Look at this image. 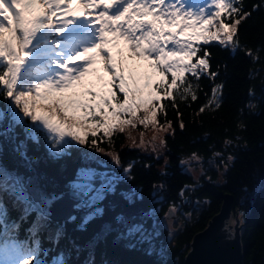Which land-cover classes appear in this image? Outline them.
Listing matches in <instances>:
<instances>
[{
	"label": "snow or ice",
	"instance_id": "obj_1",
	"mask_svg": "<svg viewBox=\"0 0 264 264\" xmlns=\"http://www.w3.org/2000/svg\"><path fill=\"white\" fill-rule=\"evenodd\" d=\"M250 15L242 0H198L195 4L192 0H0V99L7 105L0 108V155L4 142L12 144L29 172H35L33 165L41 159L28 155L29 141L37 145L41 139L46 141L47 157L53 161L71 155L68 150L73 147L82 156V166L66 184L67 191L60 192L47 191L39 183L42 177L10 171L0 162V238L9 239L20 222L35 214L28 229L33 247H25L29 241L11 239L0 252L6 251L10 257L23 254L26 258L19 264H35V258L48 251L41 249L37 237L52 223L53 204L65 196L75 201V210H88L78 231L102 217L104 209L99 203L116 192L120 180L131 179L134 165L123 168V175L92 166L103 164L95 155L103 151L99 143L117 129L123 132L124 125L135 126V121L144 126L157 123L158 113L167 108L160 103L163 99L190 97L196 101L190 78L207 74L215 79L219 75L211 71L206 46L216 42L235 52L240 47V25ZM222 88V84L213 86L212 98L201 106V113L209 106H220ZM172 104L175 106V99ZM180 127L185 125L181 122ZM230 144L225 141L226 146ZM214 156L221 159L225 170L235 159L231 155L224 158L222 152ZM113 161L119 164L118 156ZM191 161L203 163V158L193 153ZM188 163L180 161L182 166ZM196 187L195 183L181 187L180 200L170 204L165 221L176 218L177 213L191 218L192 212H181V208L190 202V195L185 194ZM120 195L130 205L143 199L139 188ZM5 196L14 205H22L19 222H8ZM158 212L152 208L139 214L120 213L103 223L83 246L72 241L73 250L77 254L87 251L83 264H97V247L115 233L114 243L127 240V248L147 243L145 251L151 255L163 226ZM76 219L70 215L58 223L55 239L62 238L65 226ZM226 233V238L232 235L227 229ZM163 252L161 248V255ZM54 264L69 262L61 253Z\"/></svg>",
	"mask_w": 264,
	"mask_h": 264
},
{
	"label": "trees",
	"instance_id": "obj_2",
	"mask_svg": "<svg viewBox=\"0 0 264 264\" xmlns=\"http://www.w3.org/2000/svg\"><path fill=\"white\" fill-rule=\"evenodd\" d=\"M242 5L251 15L240 25V47L233 52L216 42L206 46L211 57V71L219 75L215 79L207 74L199 79L190 78L198 95L196 101H192L190 97L187 100L173 97L160 101L167 108L164 113H158L157 123L149 125L162 132L160 138L154 140V144L135 146L138 141H132V135H137L138 129L146 127L139 125L138 121L134 122L135 126L124 125L123 132L117 129L112 137L103 138L99 143L103 151L95 153L103 164L92 166L123 175V168L132 163L134 167L129 173L131 179L120 180L116 192L105 196L98 205L104 209L103 216L89 222L85 231H78L77 225L86 215L87 209L75 211L73 215L77 217L76 221L65 226V234L59 240L55 239L54 230L58 223L65 220H52L50 227L42 230L37 237L41 249L48 251L46 254L41 252L35 258V264H54V258L61 253L65 254L69 264H83L88 253L82 251L77 254L73 250L72 241L83 246L103 223L113 221L120 213L132 215L159 208L157 218L160 219L159 214L168 212L173 201L179 202L181 187L194 183L197 184L195 191L185 194L190 195V202L184 203L181 208L192 212V216L184 221L171 242H168L163 255L160 250L147 254V243L135 248L125 247L129 243L127 240L114 243L113 233L97 247V264L104 260L108 264H183L193 235L204 228L212 215L218 212L223 195L227 193L233 196L232 213L239 211L242 214L240 240L243 264L264 263V0H242ZM256 5H259L258 9L253 10ZM248 52L252 54L247 55ZM217 84L223 85L220 106H209L201 113V106L208 104L212 98V88ZM250 90H254V95H249ZM172 99L176 100L175 106ZM6 107L0 99V108ZM181 122L185 125L183 129L180 127ZM17 131L23 138L22 129L18 128ZM225 141H231V144L226 146ZM45 143L43 139L39 145L28 142V155L41 158L39 163L33 165L35 172H29L23 166V159L13 151V145L8 142H4L0 162L10 171L42 177L39 183L49 192L66 191V184L74 179L77 169L82 166L81 150L70 148L68 151L71 155L53 161L47 157ZM81 149L89 150L83 146ZM217 152H222L224 158L229 155L235 157L227 170L221 166V159L214 156ZM193 153L202 157L203 163L209 158L215 159L222 179L219 181L217 171L210 166L207 170L211 172V179L204 178L202 174L195 181L192 174L180 164L181 159L191 158ZM114 156H118L119 164L114 163ZM256 183L259 185L254 190ZM161 184L162 192L153 187ZM133 188L141 190L143 199L130 205L120 193ZM195 199L203 200L204 206L197 210L193 203ZM5 201L8 205V222H19L22 205H14L10 196H5ZM34 218L33 213L20 222L18 231L11 233L8 240L29 241L25 247H33L28 229ZM166 235L167 230L162 226L157 238L163 243ZM3 240L0 238L1 244Z\"/></svg>",
	"mask_w": 264,
	"mask_h": 264
},
{
	"label": "water",
	"instance_id": "obj_3",
	"mask_svg": "<svg viewBox=\"0 0 264 264\" xmlns=\"http://www.w3.org/2000/svg\"><path fill=\"white\" fill-rule=\"evenodd\" d=\"M74 203L75 201L69 196L55 202L51 209V219L66 220L76 211L73 208ZM232 204V194L223 195V202L218 212L212 215L204 228L193 235L189 249L184 255L183 264H243L239 219L236 217L233 231L230 230L231 225L226 223L232 214ZM226 229L232 233L228 238H226Z\"/></svg>",
	"mask_w": 264,
	"mask_h": 264
},
{
	"label": "rangeland",
	"instance_id": "obj_4",
	"mask_svg": "<svg viewBox=\"0 0 264 264\" xmlns=\"http://www.w3.org/2000/svg\"><path fill=\"white\" fill-rule=\"evenodd\" d=\"M161 134H162V132H161V130L159 128L154 127V126H150L149 127V125H148L145 128L138 129L137 135H136V133L133 134L131 140L133 141V139H134V141L135 140L138 141V143H135L136 147H138L139 144L141 146H146V144L147 145L154 144V142H155L154 140L160 138ZM142 139H143V142H144L143 144H141V140ZM184 160L189 161L188 164H185L183 166L190 174H192V176L194 177L195 181H197V179L202 174H204V178L211 179V172L207 170L210 166H212L217 171V174L219 175L218 178H220L219 181L222 179L220 177V175H221L220 167L216 163L215 159L209 158V159H207V161L205 163H197V162L191 161V158H186ZM258 185H259L258 183L255 184L254 190L258 187ZM157 191H161L162 192L163 190L160 188V189H157ZM196 201H199V202L196 203ZM193 203L196 205L197 210L204 206V201L203 200L195 199L193 201ZM159 211H160V209H159ZM165 212H161L162 214H159V216H161V218L159 220H161L163 222V227H165L166 230H167V235L165 237L166 241L162 243V241L157 238L158 242H156V240L153 242V246H154L155 250H161V248H163L164 251H165L166 246L168 245V242H171L174 234L177 232V230H179L183 226L184 221L187 220V219L184 218L183 215H181L180 213H177L176 218H174V219H172L170 221H165V216H164ZM181 212H189V211L188 210L187 211H183L181 209ZM236 217L239 219L238 224L239 225L242 224L240 212L237 211L236 213H232L231 216L228 218V220L226 222L229 225H231V227H232L230 229L231 231H233V224H235L234 222H236ZM169 232H172L171 239L169 238ZM11 260L12 259L8 260L7 262H9ZM12 263L16 264L15 261L12 262Z\"/></svg>",
	"mask_w": 264,
	"mask_h": 264
}]
</instances>
